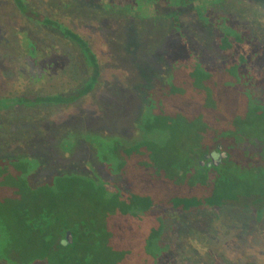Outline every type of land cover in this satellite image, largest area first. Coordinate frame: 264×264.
I'll list each match as a JSON object with an SVG mask.
<instances>
[{
  "label": "trees",
  "instance_id": "obj_1",
  "mask_svg": "<svg viewBox=\"0 0 264 264\" xmlns=\"http://www.w3.org/2000/svg\"><path fill=\"white\" fill-rule=\"evenodd\" d=\"M14 2L27 20L77 49L87 76L70 94L2 99L0 111L63 109L93 91L100 67L89 45ZM241 31L225 27L217 39L220 53L234 57L221 68L186 61L166 88L148 92L135 139L86 137L98 177L58 173L33 186L37 160L0 159V177L9 168L16 175L10 187L0 183V193L11 196L0 202V264H172L175 247L186 242L178 239L182 218L229 208L262 225L264 61L262 68L249 63L263 50L241 40ZM211 152L227 156L214 164L205 158Z\"/></svg>",
  "mask_w": 264,
  "mask_h": 264
},
{
  "label": "rangeland",
  "instance_id": "obj_2",
  "mask_svg": "<svg viewBox=\"0 0 264 264\" xmlns=\"http://www.w3.org/2000/svg\"><path fill=\"white\" fill-rule=\"evenodd\" d=\"M206 1L22 0L79 35L95 54L100 76L93 91L67 108L0 111V159L37 160L33 186L58 173L98 177V158L86 137L135 139L148 92L166 88L183 62L216 70L233 60L217 46L225 27L241 29V40L261 47L263 54L249 63L258 68L264 61V0ZM80 58L57 33L27 20L14 0H0V100L70 94L87 76ZM15 177L9 168L0 183L9 186ZM8 199L0 193V202ZM182 222L178 239L186 242L175 247L172 264H264V223L250 215L227 208Z\"/></svg>",
  "mask_w": 264,
  "mask_h": 264
},
{
  "label": "water",
  "instance_id": "obj_3",
  "mask_svg": "<svg viewBox=\"0 0 264 264\" xmlns=\"http://www.w3.org/2000/svg\"><path fill=\"white\" fill-rule=\"evenodd\" d=\"M226 154L225 153H220V152H211L210 154H208L207 156H205L206 159H210L211 162H213L214 164H219L221 163V161L223 159L226 158Z\"/></svg>",
  "mask_w": 264,
  "mask_h": 264
},
{
  "label": "flooded vegetation",
  "instance_id": "obj_4",
  "mask_svg": "<svg viewBox=\"0 0 264 264\" xmlns=\"http://www.w3.org/2000/svg\"><path fill=\"white\" fill-rule=\"evenodd\" d=\"M192 1H193V2H197V3L199 2V0H192ZM206 2H207L208 4H210V3L212 4L211 0H207ZM184 4H185V3H184ZM197 13H198V11H197Z\"/></svg>",
  "mask_w": 264,
  "mask_h": 264
}]
</instances>
